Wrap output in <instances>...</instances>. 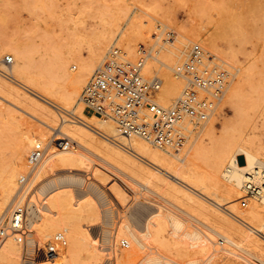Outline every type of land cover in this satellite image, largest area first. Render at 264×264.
Returning <instances> with one entry per match:
<instances>
[{"label": "bare ground", "instance_id": "bare-ground-1", "mask_svg": "<svg viewBox=\"0 0 264 264\" xmlns=\"http://www.w3.org/2000/svg\"><path fill=\"white\" fill-rule=\"evenodd\" d=\"M158 1L152 0L148 4L139 2L140 9L137 8L142 11V14L148 16L147 18H143L145 16L142 15H130L129 8H115L106 18L103 12L101 18L102 16L104 18H99L102 20L101 27L97 25L99 28L92 32H84L85 29L75 32V42H65L67 45L63 47L52 46L51 43L54 41L51 39L52 42H49L51 45L45 43L46 45L39 46L40 48H37L35 41L31 42L30 39L20 41L10 38L6 41L7 38H5V41L0 43V59L3 57L6 59L8 53L13 55V57L10 56L13 58L11 65L0 63V96L22 109V112H27L40 121L32 123L25 119L27 121L20 122L18 135H14L16 132L12 133L15 136L14 141L11 140L13 146L12 144L11 147L9 144L7 146L9 149L12 148L9 155L11 159L7 156L10 160L4 159L6 162L4 161L3 166H0L2 167L0 169V220L4 223L9 219V210L14 203L20 181L28 173L29 160L35 148L45 146L46 150L45 157L28 185V189L30 188L32 192L26 204V241L20 244L14 237L0 240V264H219L218 258L222 256H220L221 252L237 259L231 260L229 264L243 262L264 264V144L258 142L259 140L246 130L252 119L256 117L251 114L252 118L249 112L250 106L254 105L253 98L248 104L247 101L244 103L243 99H247L246 95L249 94H246L244 98L242 96L245 84L247 86L250 84L251 91H257V85L260 81L263 82V79L260 80L263 76L259 77L257 71L252 69L253 67L250 68L252 65L248 66L250 62L247 68L241 67L240 64L236 66V73L233 74V80L226 94V100L232 104L229 106H233V114L226 116L227 119H223L225 121L222 120V116L223 123L220 131L216 125L218 119L216 114L204 124L203 129L201 128L202 136L207 137L209 142H206L205 138L198 140L196 136V138L193 137L195 138L193 141H189V144L187 141L176 150L159 149L140 138H128L121 135L111 119L97 114H86L81 102L86 83L102 63L106 53L114 44V39H117L115 44L122 49L124 59L131 61L128 57L130 54L134 56L135 52L136 56L139 55L141 42L157 40L161 34H164L161 26L155 25L154 20L177 21L174 14L169 11L170 8L163 5L165 1L162 3V0ZM119 3V7H122ZM203 8L205 10V7L201 9L192 7L190 19L186 22L178 21L176 24L181 32L171 28L176 33L172 39L164 40L162 37L161 43L157 40V44L150 46L152 59L146 62L142 74L145 77L155 73L160 76L162 72L164 81L158 93V102L163 106L174 105L183 90V81L175 75V69L185 60H183L184 54L187 55V50L185 52L181 45L187 49L190 43L206 39L211 51L221 53L223 59L226 57L233 63L235 61L234 55L237 56L235 54L237 51L233 52L235 49L228 47V52V48L223 50L217 46L214 38L217 29H211L212 24L216 23L206 14L209 8L205 10L206 12ZM44 9L41 10L45 12ZM109 9L111 8L107 10ZM64 12L61 15L59 12L61 18ZM69 12L71 15L73 11L69 10ZM101 12L98 13L101 14ZM56 13L54 11L55 15ZM1 17L4 19L3 16ZM42 17H44L43 14ZM37 19L40 20V18ZM51 19L49 21L52 22ZM77 21L74 19L76 27L80 25L75 23ZM209 24L212 26L209 27ZM243 24L246 26V23ZM251 25L258 30L257 27L261 24ZM232 26L231 28L234 29ZM50 27L52 29V26ZM252 28L249 27V29ZM73 29L76 30V28ZM158 29L161 31L157 34ZM34 30L32 31L37 35L40 33L38 29L34 28ZM117 31L119 32L116 33ZM49 32L44 38L46 42L49 41L48 38H51L48 35L53 38L59 35L57 31L55 36H53L54 32L52 35ZM30 33L26 35L30 36ZM221 37L223 39V36ZM31 38L35 39V37ZM36 38H39V35ZM60 38L63 39V36ZM60 38L57 40L59 44H63V42L60 43ZM241 38L248 40L247 37ZM254 39H257L255 34ZM254 41H256L255 45L260 43V39ZM262 41L264 43V40ZM230 43L229 41V45ZM137 46L139 48L136 50ZM83 50H86V53ZM258 51L261 52V50ZM71 61L78 64L79 70L74 71ZM261 68L264 70V66ZM261 68L259 73L262 71ZM248 88L250 87L246 89ZM250 96L247 97L250 98ZM260 99L257 101L261 102ZM256 108L258 110L259 105ZM10 109L9 111H12L13 107ZM253 109L255 110L254 107ZM2 111L4 114V109ZM21 111L17 110L19 115ZM4 118L0 121H4ZM60 120L61 123H59ZM255 126L254 121V129L257 127ZM4 127H6L5 124ZM8 133L11 134V131ZM66 139L70 141V144L71 142L77 144V147L59 148L57 142ZM4 143L1 146L5 148ZM6 143H10L9 140ZM93 156L99 161H96ZM101 170L104 174L98 178L97 173ZM110 176H114L112 180L115 182L109 187L108 192L103 190L105 185L103 189L100 185H103ZM35 182H37V191L31 189ZM248 182L260 188V195H251L248 192L246 187ZM33 192H35L34 195ZM131 194L133 196H131L129 208L126 206L128 209L126 207L123 209L126 212L122 216L124 219L122 218L116 226L115 223L108 222L110 217L115 220L113 217L115 210L112 209L113 207H108L114 201L109 200V197L112 196L123 205ZM155 196L161 202L157 201L159 199L155 200ZM243 197L250 201L247 209L239 207V199ZM137 203L146 205L147 208L140 221L133 223L127 213L130 207ZM133 218L136 219L134 215ZM102 223L105 225L101 228L100 239L95 231H90V227ZM109 225L115 228L106 227ZM53 233L56 234L53 235ZM58 234H62L69 241V245L59 246L58 256L50 257L47 248L52 244L46 240L48 237L55 238ZM216 238H219L218 241ZM119 242H127L131 249L118 250L116 244ZM225 243L227 246L224 247ZM217 244L221 246L217 247ZM237 248L246 255L236 252ZM107 249L111 250L107 251ZM125 252L127 255L124 257Z\"/></svg>", "mask_w": 264, "mask_h": 264}, {"label": "built area", "instance_id": "built-area-1", "mask_svg": "<svg viewBox=\"0 0 264 264\" xmlns=\"http://www.w3.org/2000/svg\"><path fill=\"white\" fill-rule=\"evenodd\" d=\"M161 29L164 40L175 36L170 27L162 25ZM188 49L185 60L175 69V75L184 83L183 90L174 105L166 107L158 102L163 79L156 73L150 77L142 74L146 62L152 59L151 48L141 46L137 60L128 61L122 49L112 45L83 89L85 111L111 119L118 132L128 138H140L163 150L182 147L217 114L234 74L227 63L202 44L190 43ZM4 61L11 65L13 58L8 56ZM57 146L66 149L71 144L66 139L58 141ZM45 154V146H38L30 157L28 173L19 183L9 219L6 223L0 220V240L14 237L18 243H25L26 204L32 192L28 185ZM246 187L251 195H260V188L251 182ZM247 205L244 200L242 206ZM54 241L59 246L67 245L62 234ZM121 247L128 248V243L122 242ZM48 251L50 257L58 256L54 244Z\"/></svg>", "mask_w": 264, "mask_h": 264}, {"label": "rangeland", "instance_id": "rangeland-1", "mask_svg": "<svg viewBox=\"0 0 264 264\" xmlns=\"http://www.w3.org/2000/svg\"><path fill=\"white\" fill-rule=\"evenodd\" d=\"M37 1V3H34V2H36ZM136 1H139V0H135V2L133 1V0H0V15L1 16H5V15H7V16H5L6 18H7V20H6V18L4 17V19L0 16V43L1 42H4L5 40L7 41V40H10V38H15V39H18V40H26V41H28L29 39L31 40V42L33 41H35V46L37 47V45H38V47L37 48H40L39 46H43L45 43L48 45V43L50 42H52V41H54V42H52L51 44H53L52 46H54V47H56V46H60L61 45V47H63L66 43L65 42H68V43H73V42H75V35H74V33L75 32H80V31H82V30H84V32H86V31H89V32H92V31H94V30H96V29H98L99 27L97 26V25H99L100 27H101V24H102V20L101 19H103L104 18V16H105V18L108 16V14L110 13H112L114 10H115V8L117 9V8H129L130 9V12H128V13H130V15H134V16H137V15H142V16H145V17H143V18H147L148 16H146V15H144V14H142V11L141 10H139L140 9V7H139V2H142V4H148V3H150V1H152V0H145V2L143 3V1L144 0H140L139 2H137L136 3ZM154 1H156V0H154ZM158 1V0H157ZM161 1V0H160ZM163 1H165V2H163ZM196 1L198 2V3H200V4H198V3H196ZM120 2V3H119ZM133 2V3H132ZM159 2V1H158ZM165 3V4H163L164 6H167V8L169 9L170 8V12H172L173 14H174V16H175V18H176V20L177 21H173V22H168V21H166V20H164V19H159V21H157V20H154V23H155V25H160V26H162V25H165V26H168V27H170V28H173L174 30H176V31H178L179 29H178V26L176 25L177 24V22L179 21V22H186V21H188L189 19H190V16H191V9H192V7L193 8H196V7H199V9H201V7H205V10L207 9V8H209V9H207V12L204 10V8H203V10H204V12H206V14H207V16L209 15V16H211L212 18H213V20H214V22L216 23V24H209V27H211V29H213V30H216V32H215V36H214V38H215V40H216V43H217V46H219V48L221 49H223V50H225V48L227 49L228 47L229 48H231L232 50L233 49H235L233 52H235V51H237V52H235V54H237V56H235L234 55V57H235V61H234V63L231 61V60H229V59H227L226 57H224V59L222 58V54L220 53L219 54V52H216V51H211V49H210V46H209V44H208V41L206 40V39H203L202 41H200V40H198V41H196L195 39H194V41H196V42H198V43H200V44H202L207 50H208V52L210 53V54H212L213 53V55H214V53H215V56L217 55V57L218 58H221V60H223L224 62H226L227 64H228V66H230L232 69H233V73H236V71H235V69H236V66L237 65H239L240 64V66L241 67H243V68H247L246 66L248 65V63L250 64V65H248L250 68H252V69H255V71H257V75L260 77V76H263L262 78H260V80L261 79H263V82L261 83V81H260V83H261V85H260V83L257 85V91H251L252 90V88H251V86H250V84H248V86L250 87V88H248V90L246 89L248 86H247V84H245L244 85V88H243V90H242V96H243V98L245 97V95L246 94H249V95H246V98L247 99H243V102L244 101H247L248 102V104H249V101H250V99H252V104H254L253 106H250L251 108L249 109V110H251V111H256L257 112V114H256V112L255 113H252L251 111H249L250 112V116L253 118V116L251 115V114H254V116L256 117V119H252V121H251V123L249 124V127L247 128L246 127V130L248 131V133H250L252 136H254V137H256V139L257 140H259L258 142H261V143H263L264 144V102H262V101H264V72L262 73V71H264L263 70V68H261V67H263L264 66V51H263V54H262V50H264V43H263V41L262 40H264V34L262 35V33H264V0H162L161 1V3ZM50 4V6H49V4ZM118 3L121 5L122 4V7H119V5H118ZM130 3H132V4H130ZM136 3V4H135ZM196 4H197V6H196ZM37 5V6H36ZM42 5H44V6H42ZM45 5H46V7H45ZM52 5V6H51ZM133 5V6H132ZM137 5V6H136ZM124 6V7H123ZM171 6V7H170ZM45 9H44V8ZM54 7V8H53ZM139 9H138V8ZM44 9V11L45 12H43V10H41V9ZM46 8H48V10L46 9ZM50 8H52L51 10H50ZM63 10H62V9ZM65 8H66V10H65ZM68 8V9H67ZM79 8V9H78ZM83 8V9H82ZM86 9V11H85V9ZM92 9L91 11H90V9ZM108 8H111V9H109V10H107ZM134 8V9H133ZM35 9V10H34ZM39 9H40V11H39ZM54 9H58L59 10V12H61L60 13V15L64 12V15H63V17L61 18V16L59 15V12H57L58 10H54ZM81 9V10H80ZM136 9V10H135ZM211 9V10H210ZM38 10V11H37ZM60 10H62V11H60ZM69 10L71 11H73L72 13H71V15H70V12H69ZM79 10V11H78ZM83 10V11H82ZM96 10V11H95ZM113 10V11H112ZM221 10V11H220ZM35 11H36V13H35ZM42 11V12H41ZM48 11V12H47ZM54 11H55V13H56V15L54 14ZM92 13H90V12ZM94 13H93V12ZM102 11V12H101ZM109 11V12H108ZM129 11V10H128ZM210 11V12H209ZM33 12L35 13V14H33ZM67 12V13H66ZM80 12H86V13H83V14H81ZM95 12H97L96 14L97 15H99V16H97L96 14H95ZM101 12V14H99V13ZM104 12V16H102V18H101V15H103L102 13ZM107 12V13H106ZM132 12H134L133 14H132ZM136 12V13H135ZM139 12H141V13H139ZM46 13V14H45ZM47 13H49V14H51V15H49V14H47ZM66 13V14H65ZM79 13V14H78ZM212 13H213V15H212ZM5 14V15H4ZM38 14H39V16H38ZM42 14H43V16L44 17H42ZM53 14H54V16H53ZM93 14H95V16L93 15ZM107 14V15H106ZM70 15V16H69ZM81 15V16H80ZM87 15V16H86ZM92 15L94 16V18L92 17ZM48 16V17H47ZM56 16V17H55ZM222 16V17H221ZM50 17H52L53 19H51ZM57 17H60L59 19L57 18ZM97 17V18H96ZM216 17H218V18H220V19H218V18H216ZM37 18H40V20L39 19H37ZM51 20H53L52 22L51 21H49L50 19ZM57 18V20H55ZM78 18V19H77ZM81 18V19H80ZM99 18H101V19H99ZM49 19V20H48ZM74 19L77 21V20H79V21H77V22H75V23H78V24H80V25H78L79 26V28H78V26L76 27V25L74 24ZM96 19H98V20H96ZM224 21H223V20ZM58 20H60L59 22H58ZM65 20V21H64ZM101 20V22L99 23V21ZM161 20V21H160ZM219 20V21H218ZM221 20V21H220ZM61 21H62V23H61ZM80 21H81V23H80ZM219 23H217V22ZM4 24H3V23ZM48 22H50L51 23V25H50V23L49 24H47ZM65 22V23H64ZM98 22V23H97ZM159 22H161L162 23V25H161V23H159ZM235 22H237V24L235 23ZM239 22V23H238ZM240 22H241V24H240ZM36 23H37V25H36ZM243 23H246V26H244L245 24H243ZM258 24L257 26H259L260 24V27H257L258 28V30H256V28L254 29V27L255 26H252L251 24ZM47 24V25H46ZM53 24V25H52ZM67 24V25H66ZM81 24H83V26L81 25ZM233 24H236L235 26L233 25ZM240 24V25H239ZM243 24V25H242ZM43 25H46V26H43ZM52 26V29H51V27L50 26ZM71 26V27H73L74 25V27L73 28H76V30H79V31H76L75 29H73V28H71V27H69V26ZM218 25H221V26H218ZM233 25V26H232ZM238 25L240 26V28L238 27ZM253 27H251V26ZM30 26V27H29ZM61 26H63V27H61ZM67 26V27H66ZM97 26V27H96ZM218 26V27H217ZM231 26L235 29H232L231 28ZM31 28V29H29V28ZM45 27V28H44ZM49 27V28H48ZM61 27V28H60ZM69 27V28H68ZM84 27V28H83ZM93 27H95V28H93ZM214 27V28H213ZM237 27H238V29H237ZM245 27V28H244ZM249 27L250 28H252V29H249ZM263 27V28H262ZM34 28L35 29H38V35H39V38H36V37H38V35H37V33H35L34 31ZM65 28H66V30H65ZM71 28V29H70ZM249 30H248V29ZM27 29H28V31H27ZM49 29H51V33L49 32ZM62 29V30H61ZM69 29V30H68ZM72 29H73V31H72ZM87 29V30H86ZM241 29V30H240ZM242 29H244V30H242ZM245 29H246V32H245ZM261 31H260V30ZM29 30H31V31H29ZM32 30H34V31H32ZM54 30V31H53ZM58 32V34L60 35H56L57 34V32ZM62 31V35H61V31ZM64 30V31H63ZM91 30V31H90ZM237 30H238V32H237ZM37 31V30H36ZM47 31V32H46ZM60 31V32H59ZM160 31H161V29H158L157 30V34L158 33H160ZM180 31V30H179ZM178 31V32H179ZM219 31V32H218ZM234 31V32H233ZM239 31H240V34H239ZM241 31H244V32H242L241 33ZM250 31V32H249ZM253 31H254V33H253ZM259 31V32H258ZM263 31V32H262ZM31 32V33H30ZM44 33V35H43V33ZM45 32L48 34V32L52 35L53 33L52 32H54L55 34H53V36H57L55 39L52 37V36H50V35H48L49 37H51V38H48V40L49 41H45L44 40V38H46V35L47 34H45ZM63 32H65V33H67L66 35L63 33ZM73 32V33H72ZM119 31H117L116 33H118ZM156 32V31H155ZM181 32V31H180ZM236 32V33H235ZM251 32H252V35H250L251 34ZM28 33H30V36L31 37H35V39H37V40H32L33 38H31L29 35L27 36L26 34H28ZM42 33V34H41ZM70 33V34H69ZM162 33V32H161ZM237 33H238V35H237ZM256 33H258V34H256ZM34 34V36H32V35ZM40 34H41V36H44V37H41L40 36ZM70 36H69V35ZM72 34L74 35V36H72ZM176 34V33H175ZM219 34V35H218ZM243 34H245V35H243ZM247 34V35H246ZM254 34H255V38H257V39H254ZM260 34L263 36H260ZM68 35V36H67ZM116 35V34H115ZM242 35V36H241ZM26 36H27V38H26ZM59 36V37H58ZM63 36V39H61L60 37H62ZM64 36H66V40L68 39V38H70L69 39V41L67 40H65L64 39ZM72 36V37H71ZM117 36V35H116ZM115 36V37H116ZM221 36H223V39H222V37ZM247 37V39L248 40H245V39H242L241 37H243V38H246ZM248 36H250V37H248ZM257 36H259V37H257ZM4 37V38H3ZM41 37V38H40ZM162 37L165 39V36H163L162 34H161V36H159V38H157V40H158V43L160 42L161 43V41H162ZM5 38H7V39H5ZM57 38L59 39L60 38V43L61 42H63V44H59V41L57 40ZM160 38H161V40H160ZM205 38V37H204ZM226 38V39H225ZM250 38V39H249ZM252 38H253V40H252ZM260 39V41H259V39ZM263 38V39H262ZM2 39H3V41H2ZM5 39V40H4ZM52 41H51V40ZM72 39V40H71ZM229 39H231V40H229ZM23 40V41H24ZM39 40H41V41H43L42 43H40V41ZM55 40H57V41H55ZM62 40H64V41H62ZM157 40L155 39V40H151V41H149L148 40V42L146 41H143V42H141V45L140 46H145V47H149V48H151L153 45L152 44H154L155 45V43L157 44ZM160 40V41H159ZM205 40V41H204ZM226 40V41H225ZM254 41V40H257V41H259L260 43H256V45H259V46H256L255 45V42L256 41H254V46H256V47H254L253 46V44H252V41ZM114 41L116 42L117 41V39H114ZM113 41V42H114ZM229 41L231 42L230 43V45H229ZM30 42V41H29ZM39 42V43H38ZM115 42H114V44H115ZM144 42L146 43V44H144ZM154 42V43H153ZM186 42V41H185ZM38 43V44H37ZM49 43V44H50ZM55 43H58L57 45L55 44ZM143 43V44H142ZM34 44V43H33ZM45 44V45H46ZM50 44V45H51ZM113 44V45H114ZM262 44V45H261ZM67 45V44H66ZM152 45V46H151ZM190 45V44H189ZM188 45V46H189ZM227 45V46H226ZM118 46V45H117ZM151 46V47H150ZM231 46V47H230ZM234 46V47H233ZM260 46H261V48H260ZM181 47L182 48H184V50H185V52H186V50H187V53H188V48L186 49V47H184V46H182L181 45ZM224 47V48H223ZM236 47V48H235ZM42 48V47H41ZM139 48V46H137L135 49L137 50ZM229 48L227 49V51L229 50ZM256 50H255V49ZM258 48H260V49H258ZM258 50H261V52L260 51H258ZM84 51V53H86L85 51L86 50H83ZM257 51V52H256ZM229 52V51H228ZM260 53H261V55H260ZM220 55V56H219ZM8 56H12L13 57V55L11 54V53H8ZM136 52H135V54H134V56L133 55H131L130 54V56L128 57L129 59H131V61H136L137 60V58H138V56H136ZM253 56V57H252ZM263 56V57H262ZM254 57L256 58L257 57V59H254ZM261 58V60H260V58ZM186 58V55L184 54V58H183V60ZM236 58H237V60H236ZM1 61H0V63H4V64H6L5 63V58L3 57V58H1L0 59ZM3 60V61H2ZM250 60V61H249ZM253 60V61H252ZM254 60H256V62L254 63ZM258 60H260V61H258ZM230 62V63H229ZM238 63V64H236V63ZM74 63V64H73ZM76 62L75 61H71V63L70 64H72L71 66H72V68H74V71H77V70H79V66H78V64H75ZM246 63V64H245ZM256 64L255 66L257 67V68H255V66H254V64ZM258 63V64H257ZM241 64H243V66L241 65ZM7 65V64H6ZM259 65V66H258ZM263 65V66H262ZM78 66V67H77ZM233 66V67H232ZM77 67V68H76ZM248 67V68H249ZM230 68V69H231ZM262 69V71H260V73H259V69ZM0 69H1V67H0ZM165 72V71H164ZM169 72V71H168ZM161 74H162V72H160ZM160 74V77L161 78H163L162 76L163 75H161ZM261 74V75H260ZM147 77H150V76H147ZM233 80V79H232ZM231 80V81H232ZM164 81V80H163ZM231 83V82H230ZM263 85V86H262ZM163 87V86H162ZM251 89V90H250ZM245 90V91H244ZM260 90H261V92H260ZM246 91H247V93H246ZM249 92V93H248ZM251 92V93H250ZM252 92L255 94V93H259L258 95L257 94H252ZM244 94V95H243ZM252 97H251V96ZM227 96V95H226ZM250 96V98H248V97ZM257 96H260L262 99H260V97H257ZM255 97H257L256 98V101H255ZM0 98H1V102H0V104H2L3 102L2 101H4L5 103H7V104H2V106L0 105V114H2V115H0V117L1 118H4L5 116L6 117H8V118H4V121H0V160H2V161H0L1 163H0V166H3V164H4V161L6 160V161H9L11 158V156H9V155H11V149H9L7 146H9L10 145V147H11V144H12V146H13V143H11L12 141H14V139H15V136H17L18 134V132H19V124H21L20 122H23L25 119H27L29 122H32L33 123V121L35 122V121H37V122H40L39 120H37L35 117H33V116H31V115H29L27 112H22L23 110L22 109H20V108H18L17 106H15L14 104L12 105V103L10 104V102H7V100L6 99H4V98H2L1 96H0ZM249 99V100H248ZM260 99V101L261 102H259V101H257V100H259ZM9 100V99H8ZM253 101H255L256 102V104H255V102H253ZM246 102V103H247ZM251 102V101H250ZM258 102V103H257ZM245 103V102H244ZM262 103V104H261ZM251 104V103H250ZM261 104V105H260ZM229 105H232V104H230L227 100H226V97L224 98V101L222 102V104H221V106H220V108H219V110H218V113H217V117H218V119L216 120V125H217V127H218V130L220 131V129L222 128L221 126H222V120L223 119H227V117H229L231 114H233V106H229ZM257 105V106H256ZM258 105H259V108H258V110H257V108L256 107H258ZM263 105V106H262ZM13 107V109H12V111H9V109L11 108V107ZM15 107V108H14ZM17 107V108H16ZM253 107L255 108V110L253 109ZM262 107V108H261ZM2 109H4V114H3V111H2ZM18 111H21V113H20V115H19V112H17V110ZM253 109V110H252ZM11 110V109H10ZM2 111V112H1ZM12 112V113H11ZM16 113V115H15V113ZM6 113V114H5ZM10 115H9V114ZM22 113H24V115L25 116H27V115H29V116H27V117H25L24 115H22ZM27 113V114H26ZM85 113V112H84ZM261 113V114H260ZM11 114H13L12 116H11ZM86 114H88L87 112H86ZM222 114V115H221ZM259 114H260V116H259ZM22 115V116H21ZM88 115H90V114H88ZM224 115H225V117H224ZM263 115V116H262ZM15 116V117H14ZM25 118H24V117ZM222 116H223V118H222ZM227 116V117H226ZM259 116V117H258ZM10 117V118H9ZM22 117V118H21ZM30 117H32V119L30 118ZM216 117V118H217ZM254 117V118H255ZM0 118V120H3V119H1ZM11 118H14L13 120L11 119ZM17 118H19V119H22V120H17ZM29 118H30V120H29ZM221 118H222V120H221ZM259 120H258V119ZM34 119V120H33ZM60 119V118H59ZM6 120V121H5ZM8 120V121H7ZM10 120V121H9ZM27 120H25V121H27ZM19 121V122H18ZM219 121V122H218ZM221 121V122H220ZM223 121H225V120H223ZM254 121H255V125L257 126H255L256 127V129H254ZM257 121V122H256ZM3 123V124H2ZM14 123V124H13ZM59 123H61V120L59 121ZM257 123V124H256ZM263 123V124H262ZM4 124H5V126L6 127H4ZM1 125H3L2 127H1ZM204 125V124H203ZM203 125H202V127H203ZM12 126V128H9V127H11ZM8 128H9V130H8ZM13 128H14V131H13ZM3 129V130H2ZM5 129H7V130H5ZM12 129V130H11ZM203 129V128H202ZM11 131V134L10 133H8V132H10ZM18 131V132H17ZM200 132L199 133H197L196 135H194L193 137H195L196 138V136H197V138L196 139H200V138H205V141L206 142H209V140H207L208 138L207 137H204V136H202L203 134L201 133V128H200V130H199ZM5 132H7V133H5ZM15 133L14 135L15 136H13L12 135V133ZM53 132H55V131H53ZM52 133V132H51ZM58 133V132H57ZM5 134H7V135H5ZM53 134V133H52ZM9 135V137L7 138V136ZM256 135V136H255ZM13 136V137H12ZM11 137V138H10ZM191 138L192 140H190V142L191 141H193V139H195V138ZM3 138V139H2ZM3 141H2V140ZM6 140V141H5ZM8 140H9V142L10 143H6V142H8ZM12 140V141H11ZM201 140V139H200ZM6 144H5V143ZM34 142H37V141H34ZM205 142V143H206ZM2 143H4L3 145H5V148L3 147V146H1V144ZM9 144V145H8ZM71 147L72 148H75V147H77V144L75 145V143H73V142H71ZM187 144H189V141L187 142ZM207 144V143H206ZM44 145H46V144H44ZM1 147H3V148H1ZM7 147V148H6ZM3 149V150H2ZM56 149H58V147H56ZM6 152H5V151ZM4 152V154H3V152ZM10 158H8V157ZM8 158V159H7ZM93 158L96 160V161H99L96 157H94L93 156ZM5 159V160H4ZM5 161V162H6ZM28 163V162H27ZM2 167H0V169H1ZM29 170V169H28ZM117 173V172H116ZM103 174H104V172L101 170L99 173H97V177L98 178H100V177H102L103 176ZM120 175V174H119ZM114 178V176H110L107 180H105V182L103 183V185H100L101 186V188L103 189V186H104V188L105 189H103V190H105V191H107L108 189H109V187L111 186V185H113L114 184V182L115 181H113L112 179ZM112 181V182H111ZM37 182H39V181H37ZM37 182H35L34 183V185L31 187V189H34L33 191H37L38 190V188H36L37 187ZM111 182V183H110ZM109 184V185H108ZM107 186H108V188H107ZM139 189H141L140 187H138ZM108 192H109V190H108ZM107 192V193H108ZM140 193H141V190H140ZM35 194V192H33V195ZM110 194V193H109ZM131 196H133L132 194L128 197V199H127V201L123 204V205H121L120 203H118L112 196L111 197H109V200H111V201H114V202H112L111 204H109L110 206H108V207H113L112 209L113 210H115L114 212V215H113V217H114V219L116 220V222H115V220H113L112 219V217H110L108 220V222H113V224L115 223V226L116 225H118V223H119V221L120 220H122V218L124 219V217H122V216H124L125 214H126V212L123 210V209H125V207L127 206L128 208H129V206H130V204H131V199H132V197ZM139 196H141V194H139ZM153 197V196H152ZM42 199V198H41ZM153 199H154V197H153ZM156 199H159L158 197H156L155 196V200ZM244 200H248V198H246V197H243V198H240L239 199V207L240 208H242L243 206H242V202L244 201ZM158 202L160 201L161 202V200L159 199V200H157ZM116 202H117V204H116ZM130 202V203H129ZM249 200H248V204H249ZM116 206V205H118V206H116L115 208H114V206ZM126 204V205H125ZM136 205V206H135ZM134 206V207H133ZM248 206H250V204L249 205H247L246 207H243V209H247L248 208ZM126 207V209H128ZM142 207H145V208H142ZM147 208V206L146 205H142V204H140V203H137V204H133L131 207H130V209L128 210V213H127V216H128V218L130 219V221L131 222H133V223H136V222H138V220L142 217V215H144V213H145V209ZM120 211H119V210ZM138 210V211H137ZM124 211V212H123ZM143 211V212H142ZM122 212V213H121ZM138 212V213H137ZM123 213H125V214H123ZM117 214V215H116ZM119 214V215H118ZM121 214V215H120ZM132 214V215H131ZM133 215L136 217V219L135 218H133ZM117 216H118V218H117ZM130 216V217H129ZM140 221V220H139ZM110 222V223H111ZM105 225V224H104ZM104 225H103V223L101 224V225H98V226H94V227H90V231H95L96 232V235L97 236H99V238L102 236V232H101V228L102 227H104ZM111 226V227H110ZM115 226L113 227V225H109V226H106V227H108L109 229H111V228H115ZM29 230V229H28ZM56 233H53V235H55ZM34 235L37 237V235L34 233ZM101 235V236H100ZM38 238V237H37ZM101 239V238H100ZM217 239V241H218V239L219 238H216ZM38 240H39V238H38ZM50 240V241H49ZM67 240V239H66ZM51 242V244H54L55 245V247L58 249V247H59V245L56 243V242H54V237L52 238V237H48L47 238V240H46V242ZM56 243V244H55ZM120 243V244H119ZM119 243H117L116 245H117V248H118V250L119 249H121V250H123V251H127V250H129V249H131V246H129L128 248H122L121 247V243L122 242H119ZM22 244V243H21ZM109 244V243H108ZM108 244H104V245H108ZM226 244V243H225ZM223 245L224 247L225 246H227V244L226 245ZM69 245V241L67 240V245L65 246V247H67ZM110 245V244H109ZM218 246L217 247H220L221 245L220 244H217ZM48 249V248H47ZM46 249V250H47ZM111 249H107V251H110ZM235 250H237L236 252H238L239 254L241 253V254H243V255H246V254H244V252L241 250L240 251V249H235ZM47 252L49 253V251L47 250ZM223 253V254H222ZM225 252H221L220 253V256L221 257H219V258H222V259H219L218 258V261H220V263L219 264H229L230 263V261L231 260H234V259H236V258H234L232 255H230V254H228V255H226L227 253H225ZM125 255H127V253L125 252V254H124V257H125ZM224 256V257H223ZM232 257V258H231ZM248 257H250V256H248ZM105 258H107V256H105ZM228 259V260H227ZM106 260V259H105ZM237 260V259H236ZM223 261V262H222ZM228 262V263H227ZM232 262V261H231ZM242 264H245L244 262L242 263Z\"/></svg>", "mask_w": 264, "mask_h": 264}]
</instances>
